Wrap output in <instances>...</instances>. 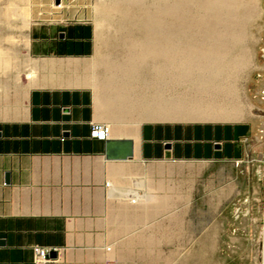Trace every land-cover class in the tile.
Masks as SVG:
<instances>
[{
  "label": "crops",
  "instance_id": "0c3cea01",
  "mask_svg": "<svg viewBox=\"0 0 264 264\" xmlns=\"http://www.w3.org/2000/svg\"><path fill=\"white\" fill-rule=\"evenodd\" d=\"M60 3L32 0V63L24 79L0 84V264H119L145 251L148 211L164 230L188 217L195 163L238 161L249 137L245 123L117 117L114 100L100 95L94 31ZM94 123L108 139L132 140L133 157L106 159L104 141L89 138ZM186 240L193 250L194 237ZM174 241L164 234L155 249L177 251ZM36 246L56 251L55 261L36 263Z\"/></svg>",
  "mask_w": 264,
  "mask_h": 264
},
{
  "label": "rangeland",
  "instance_id": "374dc122",
  "mask_svg": "<svg viewBox=\"0 0 264 264\" xmlns=\"http://www.w3.org/2000/svg\"><path fill=\"white\" fill-rule=\"evenodd\" d=\"M31 4L0 0V84L6 75L24 79L32 63ZM62 6L94 31L100 95L114 100L117 117L250 128L240 160L195 163L193 213L164 230L148 211L146 250H132L119 264H264V0H62ZM39 17L40 26L50 15ZM164 234L177 251L155 249L154 239Z\"/></svg>",
  "mask_w": 264,
  "mask_h": 264
},
{
  "label": "water",
  "instance_id": "95a60500",
  "mask_svg": "<svg viewBox=\"0 0 264 264\" xmlns=\"http://www.w3.org/2000/svg\"><path fill=\"white\" fill-rule=\"evenodd\" d=\"M55 5L60 0H54ZM105 158L108 160H128L133 157V141L130 139H108L104 141ZM4 180L9 182V174L6 173ZM56 251H50V257L56 258Z\"/></svg>",
  "mask_w": 264,
  "mask_h": 264
},
{
  "label": "built area",
  "instance_id": "2783aa9c",
  "mask_svg": "<svg viewBox=\"0 0 264 264\" xmlns=\"http://www.w3.org/2000/svg\"><path fill=\"white\" fill-rule=\"evenodd\" d=\"M56 7H61V3L56 5ZM89 138L97 141L108 140V127L104 124L94 123L91 125ZM106 186H109V183H106ZM35 262L36 263H51L55 259L50 257V250L44 247L36 246L34 248Z\"/></svg>",
  "mask_w": 264,
  "mask_h": 264
}]
</instances>
